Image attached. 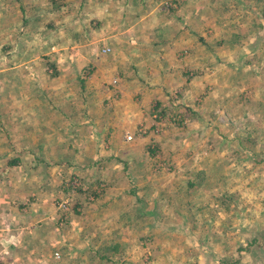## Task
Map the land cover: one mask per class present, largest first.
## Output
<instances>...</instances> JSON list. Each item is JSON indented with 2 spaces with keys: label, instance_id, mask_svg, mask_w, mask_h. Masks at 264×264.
Wrapping results in <instances>:
<instances>
[{
  "label": "rangeland",
  "instance_id": "1",
  "mask_svg": "<svg viewBox=\"0 0 264 264\" xmlns=\"http://www.w3.org/2000/svg\"><path fill=\"white\" fill-rule=\"evenodd\" d=\"M79 1L43 0L58 24L44 51L57 63L73 51L72 38L100 36L101 59L130 65L128 73L145 60L160 86L135 92L114 80L90 95L91 107L105 109L91 118L85 151L94 158L86 174L61 179L62 193L44 207L52 215L34 217L28 229L51 240L32 263L264 264V0ZM43 17L30 14V29L45 26ZM13 85L0 107L23 104ZM73 86L71 101L65 92L28 101L59 107L66 125L65 107H83ZM64 235L71 246L56 243Z\"/></svg>",
  "mask_w": 264,
  "mask_h": 264
},
{
  "label": "crops",
  "instance_id": "2",
  "mask_svg": "<svg viewBox=\"0 0 264 264\" xmlns=\"http://www.w3.org/2000/svg\"><path fill=\"white\" fill-rule=\"evenodd\" d=\"M42 2L43 0H0V95L7 94L5 99H10L6 89L15 81L16 85L11 90L16 88L18 99L24 100L19 107H0V251L6 247L5 253H0L3 264H33L31 257L35 255L34 250L38 254L39 246L51 240L43 233L34 234L33 230L28 229L35 225L34 217L52 215V211L47 212L44 207L53 203L54 198L62 193L64 176L69 175V172L86 174L81 168H88L90 159L94 158L89 156L91 149L85 151L88 145L86 141L90 138L89 132L91 133V118H101L99 112L105 110L102 107H91L90 95L106 92L107 85L114 80L118 82L116 86L121 83L123 88L134 87L135 92L137 88L142 90L160 86L152 84L156 68L145 63V60L136 59L132 63L135 69L128 73L130 65H122L117 61L109 63L110 61L101 59L96 51L97 45L103 41L100 36L92 40L72 38L69 43L73 51H70L67 58L59 59L56 63L54 55L45 52L44 47L48 49L53 45L52 34L58 25L55 21L57 15L51 7L46 14ZM29 3L34 4V7H28ZM80 3L79 1L77 5ZM82 4L81 10L85 11L86 3ZM30 14L35 17L44 14L46 17L38 20L46 25L43 26L40 22L35 29H30ZM147 30L145 29V33ZM47 33L51 34L48 40L45 37ZM160 42L158 40L157 44ZM192 48H196V45H192ZM47 59L51 63H46ZM192 61L194 65L197 64L194 59ZM73 66L78 67V70ZM156 66H161V63ZM86 67L92 68L95 75H98L95 83V75L88 74ZM172 70L173 66L167 67V72ZM104 71L112 74L107 76ZM13 72H18L16 78ZM61 76L64 78L60 86ZM72 80L78 87L67 86ZM72 86L81 91L83 107H65L73 117L65 125L58 120L59 107H42L40 100L49 98L50 101H57L58 92H65V96H69L67 100L71 101L68 88ZM129 91L131 90L127 93ZM31 96L40 100L30 103L28 100ZM68 111L63 110L67 116ZM92 123L96 125L95 122ZM30 126L35 129L29 130ZM62 140H66V143H62ZM59 144L65 145L62 147ZM75 144L82 147L81 152H74ZM103 161L108 160L105 158ZM4 225L9 226L10 230L3 231ZM15 228L19 236L12 234L11 230L14 231ZM59 242L65 243L67 247L72 244L66 235L60 236L56 243Z\"/></svg>",
  "mask_w": 264,
  "mask_h": 264
},
{
  "label": "built area",
  "instance_id": "3",
  "mask_svg": "<svg viewBox=\"0 0 264 264\" xmlns=\"http://www.w3.org/2000/svg\"><path fill=\"white\" fill-rule=\"evenodd\" d=\"M109 50V48H104L103 49V51H105V52H107ZM127 139H130L131 138V136L130 135H128L127 137H126ZM67 203V201H62V202H57V206H59V207H65V204ZM2 230L3 231H9L10 229H9V226H7V225H4L3 227H2ZM5 248L6 247H3L1 250L2 251H0V253H5ZM56 255H58V253H55ZM0 264H3V262L1 261V259H0Z\"/></svg>",
  "mask_w": 264,
  "mask_h": 264
}]
</instances>
